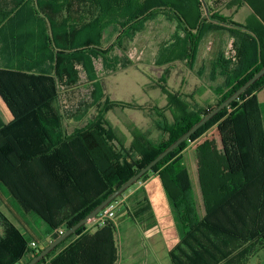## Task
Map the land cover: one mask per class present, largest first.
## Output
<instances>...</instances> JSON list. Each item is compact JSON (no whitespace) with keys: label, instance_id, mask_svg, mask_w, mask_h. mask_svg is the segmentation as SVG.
<instances>
[{"label":"trees","instance_id":"16d2710c","mask_svg":"<svg viewBox=\"0 0 264 264\" xmlns=\"http://www.w3.org/2000/svg\"><path fill=\"white\" fill-rule=\"evenodd\" d=\"M71 1L73 7L78 0ZM80 2V12L71 9L63 18L60 10L48 11L47 0H37L38 9L32 0H20L22 10L0 11V30L17 20L24 23V54L32 42L31 19H38L39 39L48 53L47 58L3 60L0 67V190L7 194L0 195V207L9 204L14 218L21 220L20 228L0 211L5 231L0 238V264L30 262L57 240L61 231L65 233L86 217L264 67V34L256 37L249 30L237 29L241 27L231 18L208 5L205 16L203 0ZM161 9L171 10L183 24L179 25L182 36L177 33L174 42L164 48L157 66L179 61L193 68L207 37L222 29L209 20L235 27L228 30L233 56L220 53L217 57L212 75L223 81L213 89V101L201 104L193 95L174 91L165 79L159 80L162 93L168 97L166 112L155 108L160 118L155 125L159 137L137 133L126 147L107 118L108 111L120 104L107 98L96 61L103 60L105 68L113 72L131 67L133 62L126 56L110 62L115 45L104 50L106 30L117 25L120 33L115 43L124 50V43ZM47 61L52 65L51 73L37 74ZM82 72L96 88L93 104L100 111L95 119L67 135L60 87L76 86ZM263 84L264 76L112 203L153 175L169 199L181 246L187 244L200 255L190 243L193 239L202 245L197 239L200 236L213 247L217 246L215 241L221 246L236 240L251 244L254 252L264 249V123L256 95ZM47 132L55 136L46 138ZM142 192L147 196L143 187L133 194ZM225 211L235 216L229 228L218 217ZM36 217L49 229L46 238L32 226ZM88 225L69 238L80 235ZM105 226L114 227L112 221ZM67 240L37 264H92L78 249L82 241L59 252ZM170 255L173 264H182L173 252ZM192 258L187 254L188 260Z\"/></svg>","mask_w":264,"mask_h":264},{"label":"rangeland","instance_id":"374dc122","mask_svg":"<svg viewBox=\"0 0 264 264\" xmlns=\"http://www.w3.org/2000/svg\"><path fill=\"white\" fill-rule=\"evenodd\" d=\"M203 2L204 13L205 16H207V13H209L207 10V0H203ZM247 14L248 11L246 10L237 14L235 13L233 15V21L240 23V21L244 19ZM155 22L157 21H153L151 23L150 29L147 32H144L145 29L143 28V30L137 32L131 40H127L126 44L124 43V50H119L117 43H112L115 46L113 51L109 54L110 62H116L117 60L120 61L121 59L125 58L124 56H126L133 62V65L127 70H120L115 73L110 71L112 68H105L103 60L96 61V69L97 73L99 74V80L104 85L107 98L112 102H117L120 104V107H112L111 110L108 111L107 118L111 123H113L117 131L126 137L124 140L125 144L128 142L126 147L131 145L134 140V136H136L137 133L147 135L151 138L159 137L160 132L156 129L155 125L160 120V118H158L155 108L157 107L159 110L163 109V111L166 112L164 108H167L166 106L168 105V97L162 93L159 87V80L165 79V82L170 89H172V87H178L177 82L181 78H185V80L188 82L187 87H190L192 81H195V76L191 75L189 72H186L187 75L183 74L184 72L180 70V65H177L173 68L172 72H170V77L168 78L164 66L156 65L158 61L157 59L159 58L156 57V55L159 53L161 54L164 48L170 46V44L173 43L172 41L171 43L167 42L161 44V39L169 37L170 33L173 32V28H169L168 25H159L158 22ZM219 31L211 35L208 40L206 39V45L204 44L201 49L199 60L200 64H204V71L198 75L197 82H199L200 85L203 84L200 80L211 85L214 84V81H217L218 78H215L214 75L209 76L207 71H209L208 68L212 66V61L216 59L220 53L228 57L233 56V50H231L232 47H230V40L227 39L226 35L224 36V33ZM112 44L111 42L104 43V50H107L110 46H112ZM175 74L178 76V80L173 79ZM80 76L81 79L76 86L67 88L63 85L60 87L61 113L63 115L62 118L64 120L68 119L74 129L76 126H83L88 120L95 119L98 111H100V108L93 104L96 88L91 83V81L86 78V75L83 72ZM211 79L215 80L211 81ZM193 87H195L194 84ZM204 96L205 95H203V97ZM261 108L263 109V107ZM122 139L124 138L122 137ZM159 182L158 186L160 185V189H158V191L150 190V193L153 196L155 205L158 208V222L160 226H164L166 229V242L169 247H173L171 252L179 257H176L177 261L181 262L182 264H264V250L258 252H254V250L251 251V244L247 242L242 244L236 240H227L226 244H222L221 246L220 242L218 243L215 241L217 246L213 247L212 245L210 246V243L205 237L199 236L197 239L202 245H199L197 240L193 239L190 240V243L193 249L200 250V255H195V253H193L187 244L182 245L183 250L181 252V238L179 240L176 236V228L168 216V211L171 210L169 199ZM139 185L134 187L131 191H128L125 196L129 195V199L131 200L130 204L133 203V210L142 213L144 210L147 211L148 209L144 203H141L142 195H144V193L142 192L139 195L133 194V190L137 189ZM1 192L2 191L0 190V195H7L2 194ZM8 205L4 203L0 207V211L7 218H9L11 222L21 228L19 224L21 220L14 218L15 215L12 212V206ZM218 217L224 221L225 226L228 228L229 222H231V220H235V216L228 211H225ZM262 218L264 220V214ZM149 219L152 220V217ZM35 220L37 222L32 225L33 228L41 235H45L44 227L47 228V226L43 224L37 217ZM26 221H29V219L26 218ZM2 225L3 221L0 218V238L4 236L5 232ZM22 225L25 226L24 224ZM118 225L120 231L124 233L127 223L120 221ZM154 227L155 226L152 228ZM153 230H151V232H144L145 236H141L140 242H149L148 239L153 236ZM26 231H29V229L27 228ZM203 246L207 247L208 249H205ZM217 247H220L221 251H218ZM187 254L193 257L192 261L187 259ZM168 264H173L172 260L168 259Z\"/></svg>","mask_w":264,"mask_h":264},{"label":"crops","instance_id":"0c3cea01","mask_svg":"<svg viewBox=\"0 0 264 264\" xmlns=\"http://www.w3.org/2000/svg\"><path fill=\"white\" fill-rule=\"evenodd\" d=\"M34 7L38 9L37 0H32ZM20 0H0V11L14 10L20 11L22 10V5L19 6ZM18 4V5H17ZM71 0H47L48 11L60 10L62 14L60 15L62 18L65 16L66 12L73 10H77L80 12L82 3L80 0L74 2L73 7H71ZM207 4L210 8H212L216 12H220L222 15L229 17L233 20V15L236 13H240L241 11H248V14L244 19L240 21V23L235 22L241 28V31L249 30L250 34L257 37V34H264V0H207ZM53 10H52V9ZM84 9V6H83ZM40 10V9H39ZM52 16V15H51ZM58 16V15H57ZM53 18L56 19V16L53 15ZM22 20H17L11 23V26L8 29L0 30V67L2 68L3 60H12L16 58H47L48 53L45 51V47L43 46L42 41L39 39L38 34V25L40 21L38 19H31V35L32 42H30V50H27L26 54L23 52L24 45V23ZM153 21H157L159 25L166 26L169 28H173V32L170 33L169 37L161 39V44L174 42V38L178 33L179 36H182V31L179 29V25L183 24L180 19H177L175 13L171 10L161 9L157 15L150 19L145 23L144 32H147L150 29V25ZM214 25L222 26V29L219 32L224 33V36H227V39L230 40V47L233 46V38L229 33V29H235V27L223 25L219 22L209 20ZM155 22V23H157ZM245 28V29H242ZM218 32V31H216ZM216 32L211 33L208 37ZM119 28L117 25L110 26L105 34H104V43L116 41L119 35ZM162 35V34H161ZM18 37V40L12 41V39ZM174 37V38H173ZM69 38L67 37L66 40ZM65 38L63 37L62 41ZM204 44L206 45V41ZM203 44V45H204ZM202 45V47H203ZM201 47V49H202ZM233 50V47L231 48ZM200 53L196 63L193 68H189L188 65L184 62H176L172 65H165V72L167 78L170 77V72H172L173 68L177 65H180V70L184 72L183 74L187 75L186 72H189L191 75L195 76V81H192L191 86L187 87L188 82L185 78H181L178 80V76L175 74L173 76L174 80H178V87H172V90L177 92H182L187 95H193V99L203 104L204 101L215 100V95L213 93V89L216 85L220 84L223 80L218 79L214 81V84L211 85L209 83H205V81H201V84L197 82L198 75L203 73L204 64H200ZM162 54V53H161ZM161 54H157L156 57H160ZM219 56V55H218ZM217 56V57H218ZM216 59L212 61V66L208 68L209 76L213 74V70L216 67ZM227 58H231L226 56ZM51 67L49 61L44 63L41 66V70L35 71L37 74L44 73L49 75L51 73ZM201 67V68H200ZM128 69V68H127ZM123 69V70H127ZM122 70V71H123ZM120 71V70H119ZM118 72V71H117ZM116 73V72H115ZM161 79V78H160ZM213 79H211L212 81ZM193 84L195 87H193ZM199 84V85H198ZM187 87V88H185ZM188 90V91H187ZM200 94V95H199ZM203 95H205L203 97ZM256 95L259 100V105L261 108L262 116L264 118V84L257 90ZM6 121L7 118H4ZM264 123V119H263ZM65 126L68 128L66 131L67 135H71L74 132V128L71 126L70 121L68 119L64 120ZM113 124V123H112ZM114 126V125H113ZM76 128V127H75ZM119 136L126 139L118 131ZM38 135V133H37ZM46 138L54 137V132H47ZM126 142V141H125ZM128 142L126 143V145ZM159 179L154 177L153 175L143 183L139 185L137 189L143 187L146 189L148 193L147 196L142 195V200L144 201V205H147V211L144 210L142 213L136 212L133 210V203L130 204L131 200L129 199V195L124 196L119 203V209H117V216L113 222L114 227L105 226L102 227L98 224L97 221H91L89 225L81 232L80 235L73 236L71 238H66L67 242L64 244L63 248L60 251H64L69 245L82 241L78 249H80V253H83L88 262L92 264H168V259L171 260V249L173 247H169L166 242V229L164 226H160L158 220L159 216H157V206L155 205V201L153 196L150 193V190L158 191L160 189V185L158 186ZM160 183V182H159ZM133 190L134 192L137 190ZM148 189V191H147ZM133 192V193H134ZM146 198L149 202H146ZM149 204V205H148ZM146 211V212H145ZM168 216L171 221L174 223V227L176 228V236L180 240V235L178 233V229L176 227L173 214L168 211ZM152 217V220L149 219ZM149 219V220H148ZM148 220V221H146ZM122 221L127 223L125 227V232L120 231L118 223ZM155 226L154 228H152ZM154 229V230H153ZM153 236L148 239L149 242H140L141 236H145L144 232H151ZM45 238L49 235L48 227H44ZM64 240V241H65ZM178 240V242H179ZM177 242V243H178ZM176 245V243H175ZM174 246V245H172ZM264 250V249H262ZM73 257L75 254L73 253Z\"/></svg>","mask_w":264,"mask_h":264},{"label":"water","instance_id":"95a60500","mask_svg":"<svg viewBox=\"0 0 264 264\" xmlns=\"http://www.w3.org/2000/svg\"><path fill=\"white\" fill-rule=\"evenodd\" d=\"M264 76V67L257 72L249 81H247L243 86H241L237 91H235L229 98H227L223 103L213 109L209 114L203 117L198 123H196L190 130H188L184 135H182L178 140H176L171 146L164 150L157 158H155L151 163H149L145 168L140 170L136 175L127 180L118 190L114 191L110 196H108L101 204H99L94 210H92L86 217L77 222L69 230H67L63 235H61L57 240L50 243L40 254L35 256L27 264H37L42 259L47 257L57 246H59L66 238L74 234L82 226L95 220L97 216L107 208L114 200H116L125 191L130 189L135 185L145 174L152 171V169L161 162L166 156L174 152L182 143L190 140V138L202 128L209 120L215 117L223 109L230 106V104L237 100L241 95L247 92V90L253 86L258 80Z\"/></svg>","mask_w":264,"mask_h":264},{"label":"built area","instance_id":"2783aa9c","mask_svg":"<svg viewBox=\"0 0 264 264\" xmlns=\"http://www.w3.org/2000/svg\"><path fill=\"white\" fill-rule=\"evenodd\" d=\"M119 207V203H111L107 208H105L95 219L100 226L104 225L107 221H114L116 218V210ZM63 235L64 232L61 231ZM32 246H35V243H32Z\"/></svg>","mask_w":264,"mask_h":264}]
</instances>
